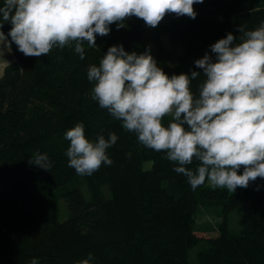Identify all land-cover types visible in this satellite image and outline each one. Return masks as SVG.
Listing matches in <instances>:
<instances>
[{"label":"trees","instance_id":"trees-1","mask_svg":"<svg viewBox=\"0 0 264 264\" xmlns=\"http://www.w3.org/2000/svg\"><path fill=\"white\" fill-rule=\"evenodd\" d=\"M194 9L195 19L170 13L163 31L182 49L176 75L200 73L191 85L198 95L204 76L195 61L206 52L215 58L210 46L229 32L240 43L241 25L256 30L264 22V0H204ZM4 23L0 30L7 35L12 25ZM123 23L119 29L110 25L106 36L97 34V47L85 42L83 59L75 42L40 57L25 56L11 44L15 58L0 77V264H31L32 258L78 264L89 254L90 264H264V178L235 192L209 186L207 179L193 190L166 151L145 147L92 99L88 69L99 66L114 45L137 54L150 46L158 66L175 74L150 45L154 40L162 51L161 35L154 38L135 16ZM171 120L165 116L164 126ZM80 122L90 141L118 136L106 150L113 163L91 176L68 166L65 133ZM36 152L47 154L49 171L29 163ZM198 163L186 167L195 170ZM61 200L67 204L64 219ZM203 208L218 218L216 235L207 237L197 226ZM237 209L234 228L230 215Z\"/></svg>","mask_w":264,"mask_h":264},{"label":"clouds","instance_id":"clouds-1","mask_svg":"<svg viewBox=\"0 0 264 264\" xmlns=\"http://www.w3.org/2000/svg\"><path fill=\"white\" fill-rule=\"evenodd\" d=\"M204 0H4L0 6V29L12 25L0 40L11 48L14 42L25 56L48 55L54 47L75 42V52L84 58V43L96 46L97 34L110 33V25L124 27L135 16L155 28L167 14L195 19L194 5ZM240 43L229 32L197 59L204 79L198 95L191 88L200 76L181 73L169 76L158 66L149 48L137 54L114 45L99 66L91 65L88 80L94 82L92 99L107 109L138 141L157 152L166 151L174 168L188 178L193 190L207 181L214 188L235 192L264 178V22L253 31L238 29ZM11 37V40L8 39ZM171 116L168 126L163 118ZM70 141L66 152L69 167L91 176L102 164L113 161L106 150L118 136L103 134L90 141L83 122L65 133ZM130 155V154H129ZM198 161L195 170L187 165ZM30 164L45 170L51 164L47 154L36 152ZM243 168V173L239 174ZM92 254L78 264H90ZM31 264H39L32 258Z\"/></svg>","mask_w":264,"mask_h":264},{"label":"rangeland","instance_id":"rangeland-1","mask_svg":"<svg viewBox=\"0 0 264 264\" xmlns=\"http://www.w3.org/2000/svg\"><path fill=\"white\" fill-rule=\"evenodd\" d=\"M168 19H169V14H167L164 17V19L160 22V24L157 27L152 28V27L148 26L149 29L151 30V34L154 38L158 35L162 36V39L164 42V49L162 51L159 50L157 47V44L154 40L150 43V45L160 58L168 59L170 66L172 68V73H175V75H176L179 72V69L181 67L179 62H178V55L182 51V49H181L180 45H177V46L172 45L169 37L164 34V31H163L164 30V24L168 21ZM11 50H12V48H11ZM8 61H9V57H7V62ZM239 174H240V172H239ZM0 180H1V178H0ZM207 183L209 186H211V184L208 181H207ZM66 208H67V204L65 203V201L61 200L59 209L62 212L61 213L62 219L66 218V216H67ZM240 216H241V210L240 209H237L236 211H234L230 215L232 227L236 228L239 226L238 220L240 219ZM217 220H218L217 217H212V215H209V212L205 211V209L203 208L199 212L197 226L203 231L202 234H205L207 237L213 236V235L217 234V231H215V228L217 227L216 226ZM200 247H197L192 251V257H195V254Z\"/></svg>","mask_w":264,"mask_h":264},{"label":"crops","instance_id":"crops-1","mask_svg":"<svg viewBox=\"0 0 264 264\" xmlns=\"http://www.w3.org/2000/svg\"><path fill=\"white\" fill-rule=\"evenodd\" d=\"M7 57L9 61L7 62ZM15 56L11 48L4 46V42L0 40V77L3 75L4 69L7 64L11 63L14 60Z\"/></svg>","mask_w":264,"mask_h":264}]
</instances>
